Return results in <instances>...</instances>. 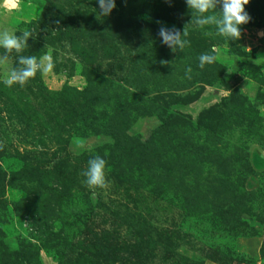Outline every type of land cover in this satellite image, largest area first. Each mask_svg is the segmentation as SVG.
<instances>
[{
    "label": "rangeland",
    "instance_id": "obj_1",
    "mask_svg": "<svg viewBox=\"0 0 264 264\" xmlns=\"http://www.w3.org/2000/svg\"><path fill=\"white\" fill-rule=\"evenodd\" d=\"M245 10L228 41L186 0L108 17L97 0H0V31H33L22 54L54 64L23 88L0 69V264H264V0ZM161 24H189V46L173 53Z\"/></svg>",
    "mask_w": 264,
    "mask_h": 264
},
{
    "label": "clouds",
    "instance_id": "obj_2",
    "mask_svg": "<svg viewBox=\"0 0 264 264\" xmlns=\"http://www.w3.org/2000/svg\"><path fill=\"white\" fill-rule=\"evenodd\" d=\"M99 5V17H108L116 7V0H97ZM187 7L191 10L192 20L198 28L214 26L216 34L226 38L228 41L239 40L241 37V26L247 24L251 17L245 10V5L249 0H186ZM220 5L222 10L217 12V6ZM189 24L185 25L183 34L175 27L168 28L161 24L159 36L165 46L173 53L183 50L189 46L190 41L185 37L188 36ZM211 35V33H206ZM34 37L33 31L25 28L20 35H16L8 30L0 31V48L3 54L0 55V69H3V83L7 87L19 86L25 87L39 72L41 75L50 72L54 64L49 62L47 56L37 59L36 56L23 55L22 53L28 48V40ZM219 49L215 46L209 53H203L199 56V68L204 69L205 65L215 63ZM15 53L17 56L16 64L11 63V56ZM164 63V62H162ZM192 69L186 68L185 74L190 79ZM80 147H84L81 142ZM3 145L0 144V150ZM107 161L99 155H95L88 160V167L82 173L85 177L84 184L95 193L97 189L104 190L108 187L106 177Z\"/></svg>",
    "mask_w": 264,
    "mask_h": 264
}]
</instances>
